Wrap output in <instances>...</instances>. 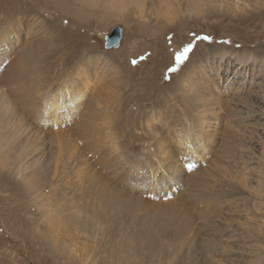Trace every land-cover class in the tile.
Here are the masks:
<instances>
[{
  "label": "bare ground",
  "instance_id": "bare-ground-1",
  "mask_svg": "<svg viewBox=\"0 0 264 264\" xmlns=\"http://www.w3.org/2000/svg\"><path fill=\"white\" fill-rule=\"evenodd\" d=\"M182 2L188 13H239L243 6L236 0ZM179 8L170 0H0V216L7 213L11 223L25 224L17 233L25 238L31 219L23 214L29 207L47 214L44 229L50 232L53 220L67 226L80 220L67 207L85 206V229L94 230L97 247L72 261L66 238L48 233L59 261L235 264L232 255L245 247L236 243L254 240V230L262 231L245 194L264 205V175L257 173L260 166L248 167L244 142H257L252 124L258 115L255 97L264 100V65L227 45L214 50L213 58H198L204 40L187 41L190 32L179 26ZM98 14L107 25L126 24L122 44L128 41L126 28L150 31L147 45L139 48L144 51L125 54L115 64L101 54L86 28L99 21ZM171 28L173 35L167 32ZM167 36L173 38L171 46L163 42ZM189 46L186 59L178 62ZM249 58L258 72L254 81L226 93L216 81L206 82L213 71L210 59L225 65L235 59L241 69L236 74L246 75L242 68L252 65ZM126 60V66L137 62L135 71L150 68L137 79L120 64ZM171 60L180 79L169 95L183 102V115L190 118L181 129L160 111L153 85ZM227 94L246 112L226 108ZM220 128L227 135L220 136ZM180 156L197 160L184 163ZM5 229L0 221L4 235ZM121 232L128 240L123 250L114 246ZM168 244L173 252L166 250ZM197 249L206 253L205 261L197 259ZM217 252L228 258H216Z\"/></svg>",
  "mask_w": 264,
  "mask_h": 264
},
{
  "label": "rangeland",
  "instance_id": "rangeland-1",
  "mask_svg": "<svg viewBox=\"0 0 264 264\" xmlns=\"http://www.w3.org/2000/svg\"><path fill=\"white\" fill-rule=\"evenodd\" d=\"M176 1V2H175ZM239 2V6L241 10L239 9L237 13L233 10H208L207 13H188L187 10V3L184 4L182 0H170V3H173L177 8L178 5H180L179 11V19L183 20L182 25L179 26H185L186 32H190V34L187 36V41H193L194 43H200L203 41L205 44L201 45L200 50L196 52V56L200 59L204 58L205 56H212L214 50L221 49L223 45H227L230 48H232L235 51H238L239 53H249L252 58L258 60V67L261 65H264V0H236ZM148 3H157L158 0H146ZM181 2V3H180ZM183 3V5H182ZM242 3V4H240ZM186 6V7H184ZM185 13V14H183ZM188 13V15L186 14ZM234 13V14H233ZM99 15V21H96V19L92 20L91 23L87 25V31L93 32L96 31L95 34L92 33L90 37H93L90 40V43L94 45L101 54H104L108 59L112 60L113 63H119V60L125 59L126 55L130 53L132 56H136L138 51H144L139 49L142 44L148 43L149 34L150 31L146 32L141 30V28H138L137 32L133 31V26L131 29L126 28L127 38L128 41H125L124 44L120 42L119 48L116 47V49H106L105 47V37L108 35L112 28L119 26L123 28V34H122V40H124L125 36V23L122 20H116L108 25L104 20H101V15ZM184 15V16H183ZM192 15V16H190ZM189 16V17H188ZM187 18V19H186ZM191 18V19H190ZM68 20V18H67ZM70 20V19H69ZM194 22V23H193ZM134 24H137L136 22ZM178 25V23H177ZM130 31V32H129ZM170 32V35L175 34L174 29H168L167 32ZM172 31V32H171ZM135 32V38L133 39V33ZM132 33V34H130ZM64 34V33H63ZM166 34V33H165ZM184 34V31H183ZM104 36V37H103ZM129 36V37H128ZM131 36V37H130ZM208 37L210 39L205 40L204 38L199 37ZM213 38V39H212ZM171 39V40H170ZM225 39V40H224ZM231 39V40H230ZM201 40V41H200ZM232 41V42H231ZM164 43L169 44L168 46H171L173 42L172 36L168 37L163 40ZM231 45V46H230ZM71 46V44L69 45ZM134 46V47H133ZM161 47V46H160ZM197 48V46H194ZM130 48H133V51L130 50ZM172 50L167 49L165 52H169V58L170 53ZM143 53V52H140ZM141 55V54H140ZM127 58V57H126ZM174 59V58H173ZM213 71H209L207 76L205 77L206 82H211V85L213 86L214 82L216 81V84L220 86L222 89H224V93L226 92H232L236 87H240L241 82L243 81H254L256 78V75L258 74L257 70H253V62L248 59L250 64H247V66L243 67L242 69L246 70V75H240L239 73L236 74L238 69L237 61L233 59L231 61L232 65H225V63L216 62L213 59H210ZM216 62V63H215ZM137 63V62H136ZM130 64V66H126L127 60L124 64L123 61L120 62L121 65L126 69V72L131 75L133 73H137L136 77L137 79H142L143 74L142 72L146 69L150 68V65L146 66L144 70H137L135 71V68L137 65ZM261 63V64H260ZM151 64V63H149ZM257 67V66H256ZM181 68V67H180ZM179 69V68H178ZM184 69V65H183ZM215 69V70H214ZM218 69V70H217ZM239 71L241 69H238ZM177 69L174 67V63L172 60L169 62V64L166 66L165 71L164 68L160 71H158V75L156 80H154V87L156 89V96L159 101L160 105V111L163 113L164 116H169L170 121H176L178 122V127L181 129L184 125H187L186 120L190 119L187 115H183L185 113V105H183V102L181 104H178L177 101L174 99V97L169 95V93H172V89L175 86L179 85V80L177 78ZM264 74V73H263ZM264 76V75H263ZM182 77V76H180ZM244 78V79H243ZM210 79V80H208ZM260 81V79H256ZM262 82H264V78L262 79ZM138 83V82H137ZM176 83V84H175ZM247 83V82H246ZM199 86V84H197ZM248 85V84H246ZM202 90V89H200ZM134 92V91H133ZM173 94V93H172ZM256 98V104L255 109L257 111V117L252 124V127L257 129V142H244V154H246L251 162L247 161L248 167H251L253 169H256L258 166L257 173L259 175H264V163L262 164L264 160V100L261 101L259 97ZM223 100H228L226 102V108H230L231 110H241L243 112H246V109L244 104L235 105L233 104L232 96L225 95ZM230 103V105H229ZM141 107V106H140ZM141 109V108H140ZM227 114V111H224V115ZM178 117V120L176 118ZM234 118V115H232V119ZM137 121V119L135 118ZM252 120H250L251 122ZM249 124V123H247ZM257 126V127H256ZM222 128H220L219 134L222 136V134L227 135L223 132ZM252 153V155H251ZM181 161L186 163L187 161H195L197 160L194 157H187V156H180ZM263 158V160L260 161V158ZM184 158V160H183ZM186 158V159H185ZM209 159V157H208ZM200 160V159H198ZM245 160H248L246 157ZM216 161V160H215ZM224 163H218L219 166H223L225 164V159L223 160ZM183 163V164H184ZM260 163V164H259ZM199 163H197L198 165ZM185 165V164H184ZM262 168V169H261ZM216 168L212 170V172H215ZM235 170V168H233ZM237 174V172H236ZM262 175V176H263ZM248 182H254L252 179H249ZM254 185H257L256 182H254ZM246 205H248L250 208L254 209L256 215L258 216V224L259 228L262 229L261 233L258 230H254V240L246 239L245 241L241 240L240 242L236 243L237 245H245L244 251L242 252H235L231 258H234L233 261L235 264H264V217H261L260 215H263L262 211H264V205H261L260 202H253L252 197L250 196L249 192H246ZM252 195V194H251ZM264 200V198L262 199ZM256 203V204H255ZM57 206L51 205L49 206L50 209H55ZM30 211L27 214H23L26 218L31 219V225H27V237L33 236L34 238L30 240H27L24 236L18 235V231L25 227V224L21 222H14L12 223L10 219H8L7 213L0 216V221L4 222L6 225V233L4 235L3 231L0 230V264H67V259L64 261H59L58 258L55 255V252L51 249L52 243L48 241L46 234L50 233L52 236H59L61 238H66L67 245L70 247V249L73 251V255L69 257L70 260H75L80 253L96 248V241L93 237L94 230L92 232H86L85 225L87 224L89 217L86 215L87 209L86 207H77V206H69L67 207V212L73 216H77L80 218L76 223L71 225H64L62 223H59L58 221L53 220V225L51 226V231L47 232L44 229V222L47 219V214L44 213L43 215H38L36 211H34L35 208L29 207ZM44 209V208H43ZM258 210V211H257ZM258 213V214H257ZM262 213V214H261ZM97 223L101 222V220H96ZM14 227V229H12ZM33 230H38V234L34 236ZM76 230V232L74 231ZM18 236V237H17ZM259 237V238H258ZM258 240V241H257ZM128 240L126 239L123 232L119 233L117 237L114 240V246H117V249L123 250V248L126 246ZM105 242L102 241L101 245L105 246ZM166 250L169 252H173L174 248L172 245H167ZM195 255L197 256V259L205 261L206 259V253L201 251L200 249H197L195 252ZM216 258L220 259H227L228 254H220L217 252L215 255ZM239 259V260H238Z\"/></svg>",
  "mask_w": 264,
  "mask_h": 264
},
{
  "label": "water",
  "instance_id": "water-1",
  "mask_svg": "<svg viewBox=\"0 0 264 264\" xmlns=\"http://www.w3.org/2000/svg\"><path fill=\"white\" fill-rule=\"evenodd\" d=\"M123 30L121 27L117 26L113 29L110 35L106 37L105 40V47L106 48H113L120 43L122 37Z\"/></svg>",
  "mask_w": 264,
  "mask_h": 264
},
{
  "label": "snow or ice",
  "instance_id": "snow-or-ice-1",
  "mask_svg": "<svg viewBox=\"0 0 264 264\" xmlns=\"http://www.w3.org/2000/svg\"><path fill=\"white\" fill-rule=\"evenodd\" d=\"M204 39H205V40H208V39H210V38H208V37H204ZM190 49H191V46H189V47H187V48H185V49L183 50V53H182L180 56L177 57L178 62H183V60L186 59V57H187V53L190 51ZM133 63H135V62H133Z\"/></svg>",
  "mask_w": 264,
  "mask_h": 264
}]
</instances>
